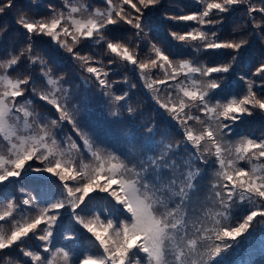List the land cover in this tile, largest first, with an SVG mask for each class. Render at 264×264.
Returning a JSON list of instances; mask_svg holds the SVG:
<instances>
[{
	"label": "snow or ice",
	"instance_id": "6c2138e0",
	"mask_svg": "<svg viewBox=\"0 0 264 264\" xmlns=\"http://www.w3.org/2000/svg\"><path fill=\"white\" fill-rule=\"evenodd\" d=\"M106 3V10L97 9L86 18H77L74 14L81 9L69 7L65 0V6L69 7L67 13L58 12L49 5L52 15L47 19H29L21 13L16 23L26 30L29 40L33 35L50 37L73 60L80 61L82 69L95 78L96 86L108 98L112 117L118 118L122 109L133 114L135 110L127 103L129 93L113 92L114 82L108 80L109 72L103 66H90L94 58L76 50L82 40L95 38V44L106 43L110 53L139 70L144 87L155 93L153 99L158 108L181 129L183 143L170 144L166 138L156 141L155 126L145 124L142 126L145 135L125 141L123 151L110 150L98 144L82 126L77 119L80 109L72 103L73 96L64 86V77L54 76L46 61L33 55L31 43L27 49H20L19 54H11L9 60L0 59V71L4 73L0 74V194L7 186L25 177L39 179L46 176L44 184L48 190L47 198L37 201L19 186L20 193L26 197L21 205L36 209V214L31 217L21 205L12 202V197L7 198L8 210L0 215V221L12 217L14 210L20 212L21 218L13 221L10 234L0 229V250L15 247L27 258V264H54L57 255L63 264H170V255L174 264H218L241 240L252 235L256 218H264V163L253 162L264 158V138L241 137L235 144L226 139L233 135L232 126L245 115L252 116L256 110L264 115V96L254 90L264 91V61L252 74L259 79V84L241 77L246 85L243 94L229 93L216 100L217 90L223 92L222 78L213 79L212 75L228 73L236 56L221 66L209 67L187 60L177 63L170 54L150 43L154 58L140 61L128 44L108 41L104 31L109 25L124 22L137 29L136 36L139 37L143 9L159 4L160 0H138L141 7L133 0H120L119 5L113 4L112 0H106ZM240 4H247L246 15L253 25L251 35L264 41V7L251 0H213L206 3L202 11L170 19L193 21L201 26L215 25L222 20L208 19L212 10L227 13ZM260 4L264 5V0H260ZM123 5H130L139 15L126 12ZM15 7L16 0H0V14ZM253 13L260 14L261 20L257 21ZM172 36L185 44L199 42L196 51L232 49L238 52L249 42L243 37L221 41L217 32H209L203 27L184 34L174 32ZM25 53L29 67L40 66L39 78L43 82L40 90L30 74L23 78H12L7 74L16 69ZM112 63L114 61L109 60V64ZM150 68L163 71V78L153 79L148 71ZM197 75L203 79H196ZM180 76L190 81V86L185 81H178ZM170 80L178 82L169 84ZM124 82L127 83V78ZM84 84L91 85L92 80L86 79ZM169 89L175 90V98ZM29 92L51 106L58 118L32 111V100L26 96ZM78 103L85 112L88 111V99L81 98ZM193 107L207 119L193 115ZM190 120L203 125V129H194L188 123ZM65 122L82 144L63 132ZM136 145L142 148L138 156L131 150ZM75 153L81 155L78 164ZM209 156L215 157L211 164ZM240 161L249 164L250 169L239 166ZM196 162L216 165L214 175L217 179L211 185L214 207L208 208L190 224L187 207L201 176V169L193 167ZM93 194H106L110 202L119 206V215H113L108 203L96 201ZM242 206L245 207L238 218L234 217L233 209ZM62 210L68 211L71 226L62 238L71 242L94 241V249L89 245L84 252L65 250L63 246L53 250L54 232L61 225ZM29 239L43 242L42 252L29 249L25 244ZM0 264H10V261L6 258L0 260Z\"/></svg>",
	"mask_w": 264,
	"mask_h": 264
},
{
	"label": "trees",
	"instance_id": "16d2710c",
	"mask_svg": "<svg viewBox=\"0 0 264 264\" xmlns=\"http://www.w3.org/2000/svg\"><path fill=\"white\" fill-rule=\"evenodd\" d=\"M112 2L115 5L120 4V0H112ZM209 2H213V0H160L159 4L143 9V16L141 18L142 31L139 37L136 36L137 29L124 22L107 26L104 35L108 41L128 44L130 49L136 53L137 59L145 62L149 58H154V53L150 52V43L163 49L166 54H170V58L177 63L182 60H187L191 61L193 64L209 67L221 66L230 63L232 61V56H236V60L231 62V68L228 73L212 75L213 79L222 78L221 86L223 92L217 90L218 94L215 96V99L221 100L229 93L243 94L246 85L241 77L245 79L250 78L259 84V79L252 74L255 72L256 67L259 66V63L264 61V41L258 40L254 35H251L253 25L246 15L247 4L235 5L227 13H218L217 10H212L208 19L222 20V23H217L215 25L201 26L193 21L184 22L170 19V17L173 16L187 15L192 12L202 11L203 8L206 7V3ZM133 3H137V6L141 7L138 4V0H133ZM251 3L264 7V5L260 4V0H251ZM68 4L69 6L81 4L86 9H99L101 11L107 8L106 0H68ZM49 5L54 6L58 12L67 8L65 6V0H35V2L34 0H16L15 8L6 11L4 14H0V58L9 60L11 54H19L20 49H27L28 44L31 43L33 55L39 56L46 61L47 66L52 69L54 76H63L64 86L69 88L70 92L82 94L83 98L88 99L90 101L89 105H93L94 108H97L99 104L98 101L100 104L109 105L107 103L108 98L104 97L101 90L96 86L95 78L91 77V74H88L82 69L80 61L73 60L70 54L61 49L50 37L45 35H33L31 40H29L26 30L16 23L21 13L29 19H39L42 17L47 19L52 15V10L49 8ZM123 7L126 12L139 15V13H135L134 9H131L130 5H123ZM253 16L257 21L261 20L260 14L253 13ZM200 27H203L209 32H217L219 40L221 41L239 40L243 37L248 39L249 42L243 45L238 52L232 49H206L196 51L199 42L185 44V42H181L172 36L174 32L184 34L190 29ZM94 39L95 38H93L92 41L82 40L76 50H78L81 55L92 56L94 58L93 62H90V66L98 68L103 66L104 70L109 72L108 80L114 82L112 91L117 94L122 91H127L129 93L127 103L135 110L133 114H130L126 109H122L121 115L118 118H113L117 120L118 123L126 126L128 132L137 138L139 135L146 134V130L142 126L147 124L148 126H155L156 141L166 138L167 143L182 144L183 136L181 129L174 121H171L170 117H168L162 109L158 108L153 99L155 93L150 92L144 87L143 81L140 79L139 70L133 65L120 61L115 54L110 53L106 49V43L95 44ZM109 60H113L114 63L109 64ZM39 68V64L32 65L31 67L28 66L27 53H25V57L21 59L16 69L9 72L8 75L12 78L17 76L23 78V75L30 74L36 79L35 86L40 90L43 87V82L39 78ZM148 71L153 79H162L164 76L163 71L159 68H150ZM180 77L178 78L180 79ZM125 78H127V83L124 82ZM86 79H91L92 84L85 85L84 80ZM196 79L203 78L197 75ZM168 83L171 84L175 82L170 80ZM130 85H135V87H130ZM254 90H257L261 96H264V91H260L259 89ZM26 96L30 97L32 100L30 106L32 111L39 113L41 116L58 118V113H56L51 106L46 105V102L39 100L38 97L32 95L30 92L26 93ZM161 98L163 99L164 97L162 96ZM228 98L231 97L229 96ZM109 106L112 107L111 105ZM191 112L193 115H199L201 119H207L204 113L200 112L196 107H193ZM79 121L85 127V130L88 131L85 121L83 119ZM188 123L197 131L203 129V125L194 120H190ZM225 123H227V121H225ZM63 132L71 134L77 143L82 144L80 138L76 136L67 122L63 125ZM232 133L233 135L226 137V139H229L231 142L234 141L233 144L241 137L253 139L264 138V115L260 114L259 110H256L252 116L245 115L241 121L232 126ZM105 141L108 142L107 139ZM105 141H98V143L103 145L102 143ZM109 142L107 144L111 149L117 152L123 151L125 148L115 149L113 143ZM212 151L214 152V149ZM180 152L183 153V147L180 149ZM75 155L78 164L81 155L80 153H75ZM84 156L87 157V153H84ZM185 158L187 157L185 156ZM214 160V156H209L210 164ZM85 162H87V159ZM253 162L264 163V158L260 161ZM33 163L36 164L37 162ZM37 166L39 165L37 164ZM239 166L246 169H250L251 167L245 161H240ZM193 167H199L201 169L200 177L206 180L205 190L208 198L212 199L213 204L215 197L211 185L217 179L214 175V168L217 166L202 165L196 162L193 164ZM45 180L46 176L40 177L39 179L36 177H25L23 180L7 186L3 193L0 194V203H4V205L7 206L9 202L7 198L12 197V202L14 204L21 205L22 199L26 197L20 193L19 186L24 187L29 195L36 197L37 201L45 200L48 191L44 184ZM93 196L94 199L100 203L107 202L108 207L112 209L113 215H119V206L115 205L114 202H110L106 194H93ZM97 206L100 205L98 204ZM244 207L245 206L233 209V216L238 218L239 213L243 211ZM5 208L6 207L0 210V215H4L7 211ZM23 208L26 209L25 212H27L30 217L36 214L35 208L21 205L22 210ZM208 208L210 207L205 205L196 209L202 211L203 214ZM7 220L6 217L4 221H0V227L3 225V231L6 234H10L12 226L7 223ZM42 227L43 225H41V228ZM66 229L71 230L69 213L68 211H63L61 225L59 228H56L54 232L53 250L57 246H63L65 250L72 249L76 252H84L89 245L93 249L95 248L94 241L76 240L75 242H71L64 240L62 234L65 233ZM251 231L252 235L241 240L236 247L226 253L222 259L218 261V264H261L264 259V218L257 217ZM191 235L192 232L190 231L189 236ZM42 243L43 242L35 239L25 241L29 249L34 251L39 250L41 252ZM6 258L9 259L10 264L13 261H22L23 264H27V258H24L22 253L15 247L11 250H0V260ZM54 264H63V260L60 256L57 255L55 257Z\"/></svg>",
	"mask_w": 264,
	"mask_h": 264
},
{
	"label": "rangeland",
	"instance_id": "374dc122",
	"mask_svg": "<svg viewBox=\"0 0 264 264\" xmlns=\"http://www.w3.org/2000/svg\"><path fill=\"white\" fill-rule=\"evenodd\" d=\"M70 6H76V7L81 9L80 12L74 14L77 18H86L89 13L97 10V9H87V11H85L86 8L81 4H73ZM69 7L62 9L61 11L67 13L69 10ZM3 60L7 61L6 59H3ZM0 74H4L3 71H0ZM179 81H185V77L181 76ZM175 83H177V81ZM175 83H171V84H175ZM185 83L190 86V81H185ZM169 90H171L173 92V97H176V92L174 94L175 90L174 89H169ZM71 94L73 96L72 103H75L77 108L80 109V111L77 113V119L78 120L83 119L85 121V124L88 127V131L90 132V134H92L94 136V139L96 140L97 143H98V141L101 142V141H105L107 139L108 142L110 141L109 143H113V145L115 146L114 147L115 149H121L123 147H126L125 141H131L132 140V138L134 136H132L128 132V128L126 126L118 123L117 120H115L113 117L111 118L109 113H110L112 107H110L109 105H106V104L105 105L100 104V102L98 101L99 104H98L97 108H94L93 105H88V111L85 112L83 110V107L78 103V101L81 98H83V95L79 94V93L76 94V92H71ZM70 107H71V105H70ZM30 120H31V118H30ZM0 142H2V137H0ZM108 142H106V141L103 142L102 146H104L110 150H113L107 144ZM3 143H6V142H3ZM131 150L138 156L140 154V152L142 151V148L139 145H136L135 147H131ZM149 154H151V153H149ZM214 169L216 171L217 167H215ZM205 184H206V180L204 178H202V177L198 178L197 190L190 194L192 196V199H191V201L187 207V213H188L187 218H188L189 223H191L193 220H196L198 216L203 215L202 211H199L196 208H199L200 206H205V205H207L209 207H214V205L212 204V199L208 198V196H207V193L205 190ZM113 187H116V186H113ZM4 207H6L5 210H8L7 206H5L4 203H0V210L3 209ZM25 210L26 209L23 208V211H25ZM20 218H21L20 212H17L14 210L13 216L7 217V219H8L7 223L12 226L13 221L18 220ZM3 228H4V226L2 225L0 227V229L3 230ZM169 261H170V264H174V258L171 255L169 256ZM261 264H264V259H263V262Z\"/></svg>",
	"mask_w": 264,
	"mask_h": 264
}]
</instances>
